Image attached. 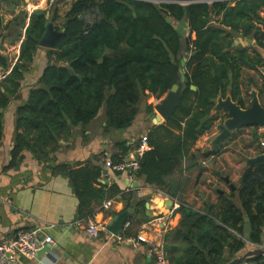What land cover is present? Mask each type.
Segmentation results:
<instances>
[{"label": "trees", "instance_id": "trees-1", "mask_svg": "<svg viewBox=\"0 0 264 264\" xmlns=\"http://www.w3.org/2000/svg\"><path fill=\"white\" fill-rule=\"evenodd\" d=\"M263 10L264 0H76L61 28L58 10L52 14L50 21L56 30L64 31L55 50L39 46L48 20L45 15L32 14L14 66L2 53L5 35L0 36L4 72L0 80V146L6 112L13 102L22 101L15 114L13 159L17 161L26 151L46 157L75 132L85 136L103 110L105 134L115 136L131 129L142 103L149 96L165 100L174 86L182 84L184 69L180 105L170 119L147 134L148 149L135 173L146 185L177 198L180 184L171 178L181 171L183 160L217 154L219 146L195 155L193 149L219 119L212 116L218 97L231 95L247 108L248 101L242 96L244 72L264 68L258 50L264 49ZM182 20L188 24L187 36L175 29ZM239 36L253 38L256 47L235 48ZM39 54L45 59L42 75L23 99V83L37 65ZM185 58L188 62L183 68ZM261 77L264 81L262 73ZM191 86L198 90L192 91ZM153 110L154 106H147L148 113ZM138 145L118 139L115 147L119 152L112 161L123 162ZM103 168L104 164L86 169L90 182L100 179ZM238 192L242 209L235 204L233 191L220 195L218 204L206 202L201 210L179 203V226L166 235L170 264L233 261L246 248L247 243L239 239L245 234L246 217L251 224L250 243L264 244V163L248 167ZM243 264H264V257Z\"/></svg>", "mask_w": 264, "mask_h": 264}, {"label": "crops", "instance_id": "crops-1", "mask_svg": "<svg viewBox=\"0 0 264 264\" xmlns=\"http://www.w3.org/2000/svg\"><path fill=\"white\" fill-rule=\"evenodd\" d=\"M6 1L8 0H0V5L7 9ZM45 1L48 4V0ZM75 1L54 0L51 3L54 6L51 13L55 15L57 9L60 21H64ZM3 12L1 9V17ZM261 16L264 18V10ZM9 17L11 18V14ZM0 20L1 36L5 33L4 27L8 24V19ZM242 40L241 36L235 40V48L243 44ZM2 46L10 52L19 48L15 58L19 57L20 44L16 47L2 39ZM248 47L253 49L256 43ZM258 50L264 57L263 51L259 48ZM2 53L9 55L6 49ZM40 56L41 54L37 65L35 64L23 83V99H26L30 88L36 85L42 75L45 59L44 57L40 59ZM3 74L0 68V80ZM251 80L253 83H250ZM243 82L242 96L248 101L247 107L250 106L253 90L258 92L264 104V95L261 94V90L264 91L261 69L259 72L246 69ZM155 100H157L155 97L149 96L142 103L132 128L120 136L104 133L106 121L103 110L88 128L85 136L75 132L69 139L61 141L57 152L46 157L23 152L25 158L21 164L20 159L17 161L13 159L12 151L16 145L15 114L22 101L13 102L6 112L5 137L0 146V243L10 241L20 230H35L40 238L50 236L53 239V243L49 244L48 253H43L47 245L36 257H19L15 264H156L148 254L147 243L134 246L126 240L118 242L116 239H110L112 233L108 230L100 231L97 237H92L87 230L90 219L107 228L114 215L131 209L132 216L127 220L131 226L124 235L128 238L144 235L150 240L162 241L166 246V235L176 229L181 221L180 214L175 211L179 208L180 202L201 210L204 209L206 202L211 204L220 202L217 190H223L228 195L232 193L222 177H229L231 183L237 187L233 192L234 202L242 209L238 190L242 176L250 166L248 160L264 154L261 144L264 141V128L256 126L234 132L229 139L218 145L216 155L203 159L198 154L195 160L189 158L183 160L181 171L171 178L180 184L177 198L168 197L154 185H146L143 180L136 178L135 174L131 182L127 173L113 171L106 173L104 168L100 179L90 182V174L86 169L102 167L106 159H112L117 155L119 150L115 147V142L118 139L134 145L156 126L152 119L154 114L158 115ZM148 105L154 106L153 113H148ZM212 116H219V119L215 122L214 128L198 140L193 154L198 151L215 150L214 141L219 135L218 126L225 119V115L217 113ZM165 122L162 119L158 125ZM254 127L259 128L260 141L256 138L257 132L253 134L245 130ZM246 143L248 145H245ZM133 152L127 158L131 157ZM136 181L141 182L139 188H134ZM212 183L214 186H211ZM170 201L174 203L173 206ZM109 202L112 203L111 208L105 209ZM147 203L150 204L149 209L146 208ZM141 204L143 206H140ZM172 210L174 213L170 216ZM242 237L239 236V239ZM257 249L264 250V244L260 246L247 243L245 250L237 258Z\"/></svg>", "mask_w": 264, "mask_h": 264}, {"label": "water", "instance_id": "water-1", "mask_svg": "<svg viewBox=\"0 0 264 264\" xmlns=\"http://www.w3.org/2000/svg\"><path fill=\"white\" fill-rule=\"evenodd\" d=\"M35 15L37 16L45 15L46 19L48 20L45 26L44 34L39 41V46L44 49H52V50L57 49L59 39L64 35V31L56 30L54 24L49 20L50 17L49 12H44L43 10H36ZM166 20L169 24L173 23V20L171 18H167ZM175 29L182 36L188 35V24L186 20H182L179 23H177L175 25ZM254 43L255 40L253 38H247L246 41H243V44L239 45V47L244 49ZM235 46L236 43H234V47ZM262 51L264 55V49ZM187 62L188 59L185 58L182 63L183 68L186 66ZM59 66L64 67L63 64ZM261 73L264 75V68H261ZM71 74L75 75L73 71L71 72ZM181 79H182V83L186 81V72L184 69L181 70ZM182 89H183L182 84L174 86L172 92L168 95V97L156 106L155 110L158 113V115L154 114L152 116L155 125H158L160 122H162V119L167 121L168 119L171 118L175 110L180 105ZM191 90L196 91L197 88L195 86H191ZM251 97L252 100L250 106L247 108H243L241 105H239L238 102H235L231 97V95H228L226 97L220 95L218 97V99L215 102L212 114L222 113L225 115V119L218 126L220 134L216 137L214 141L215 146H218L221 143L225 142L234 132L239 131L245 127L256 126L259 128H264V104L261 102L258 92L256 90H253L251 92ZM0 112H3V110L0 109ZM124 132L125 130H120V132L117 135L120 136ZM24 158L25 155H22L19 160L20 164ZM248 163L250 165L264 163V154H260L259 156L248 160ZM222 178L225 181V183L229 185L230 189L233 192L237 190V187L231 183V179L229 177H222ZM140 186H141V182L136 181L134 183V188H139ZM211 186H214V183H212ZM217 191L220 195L225 194L223 190L219 189ZM202 197H204V195H202ZM170 204L172 206L174 205L172 201H170ZM146 208L147 209L150 208L149 203H147ZM130 216H132L131 209L126 210L121 214L114 215L112 222L107 227V230L110 233L114 234L115 236H120L124 224ZM245 221H246L245 234L240 240H242L245 243H250L251 224L248 217L245 218ZM49 250H50V245H48L44 249L43 253L46 252L48 253ZM261 256L264 257V250L261 249L253 250L248 252L242 257L234 259L233 261L227 264H243L244 262H247L252 258L261 257Z\"/></svg>", "mask_w": 264, "mask_h": 264}, {"label": "built area", "instance_id": "built-area-1", "mask_svg": "<svg viewBox=\"0 0 264 264\" xmlns=\"http://www.w3.org/2000/svg\"><path fill=\"white\" fill-rule=\"evenodd\" d=\"M50 1L51 3L54 2V0ZM157 103L160 104L161 102L157 101ZM261 144L264 149V141H262ZM147 149L148 137L144 136L139 141L138 148L133 152L131 157H128L123 162L114 163L112 159H106L104 163L105 172L113 171L116 173H127L128 179L132 182L134 174L140 169V160ZM111 206L112 203L109 202L105 205V209H110ZM173 213L174 211L172 210L170 216ZM130 226L131 223L129 221L125 222L121 235L115 236L114 234H111L110 239H116L118 242L126 240L134 246H138L140 243H147L149 244L148 254L156 264H170L167 258L164 242L150 240L144 235H138L137 238H128L124 234L129 230ZM87 230L92 237H97L100 231H106L107 228L90 219ZM52 243L53 239L50 236L40 238V235L35 230H20L12 239H10V241L0 243V264H15L19 257L34 258L39 251Z\"/></svg>", "mask_w": 264, "mask_h": 264}, {"label": "rangeland", "instance_id": "rangeland-1", "mask_svg": "<svg viewBox=\"0 0 264 264\" xmlns=\"http://www.w3.org/2000/svg\"><path fill=\"white\" fill-rule=\"evenodd\" d=\"M6 2H7L6 3L7 9L3 8V6L0 5V10L2 9L4 11L2 13L3 16L2 17L0 16V19H2V18L5 20L8 19V24L4 27L5 28L4 29L5 33L3 34V36L5 35L4 41L10 45L12 44L13 46H16V47L18 44H20V51H21V45H22L21 41H23L25 39V37H23V36H25V34H26V29L28 27L27 24L30 22L31 15L35 14V9L45 10V12H49L50 13L49 20H50L52 17L51 11L54 10V6H52V4L49 0H48V4H46L45 0H43L41 2L39 0H8ZM56 4L57 3L55 1V5ZM40 7H42V8H40ZM9 14H11V18L9 17ZM6 15H8V16L6 17ZM0 23H1V20H0ZM9 25H11L12 28H8ZM58 25L61 28L63 26V22L59 21ZM8 33H11V34L9 35ZM241 38H243L242 42L246 41V38H244L242 36H241ZM10 47L11 46H9V48ZM2 49L4 50V52L6 49L7 53H9L10 56L9 55H7V56H9V58L11 59L12 66H14L18 60V58L17 59L15 58L16 57L15 54L19 48H15V49L11 50V52L8 51L7 48H5V49L2 48ZM41 58H43L42 54L40 56V59ZM38 69H40V68L38 67ZM157 101H159V100L158 99L155 100L154 105L158 104ZM245 130L249 131L253 134L257 132L256 138L258 140L260 139V136L258 135L259 128H255V127L249 128V129L246 128ZM218 132L220 134V131H218ZM209 135H210L209 137H211L212 133H210ZM245 145H248V143H246Z\"/></svg>", "mask_w": 264, "mask_h": 264}]
</instances>
